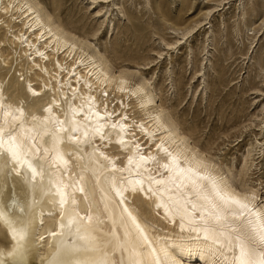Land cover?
<instances>
[{
  "label": "bare ground",
  "instance_id": "obj_1",
  "mask_svg": "<svg viewBox=\"0 0 264 264\" xmlns=\"http://www.w3.org/2000/svg\"><path fill=\"white\" fill-rule=\"evenodd\" d=\"M0 12V104L10 108L16 117L14 128L5 118V135L16 131L18 139L33 145L21 150L25 163L9 164L10 168H17L20 176H9L7 186L0 179V210L8 212L7 221L0 220V241H4L0 243V262L14 264L15 254L21 252L24 264H67L69 260L82 264H131L133 259L140 264H189L195 260L200 264H236L234 243H227L230 222L219 225L224 235L219 237L221 243L215 255L201 246L185 247L177 255L176 241L196 236L193 228L211 225V221L199 218L192 204L209 207V203L155 145L166 147L184 167L185 153L209 161L218 180L251 194L250 206L264 214V183L247 185L263 160V145L257 143V151H248L238 164L240 168L237 164H224L210 150L199 149L165 117L160 106L155 105L149 82L142 79L129 85L127 73L113 75L99 51H90L89 44L83 47L84 42L57 24L36 0H0ZM3 29L9 35H2ZM8 46L15 53L19 50V66L27 75L23 84L10 85L12 63L3 52ZM42 88L49 89L50 94L36 98ZM108 90L113 95L110 103ZM26 100L31 102L27 104ZM115 100L121 101L120 106L111 107ZM129 112H134L133 116L138 113L139 119L131 118ZM112 124H117V129ZM120 124L127 126L124 133H119ZM73 128L77 130L72 131ZM257 132L261 136L262 128ZM69 135L75 139L68 140ZM118 135L124 136V145L115 142ZM57 152L62 153L63 160L56 158ZM137 153L155 159L140 162ZM126 156L133 157L132 163L124 159L121 165ZM165 162L170 164L169 169L161 166ZM28 163L42 176L33 181ZM137 163L142 166L136 168ZM113 164L117 169L122 166L124 171L113 169ZM57 185L64 193L63 204ZM132 186H142L144 191L133 194L129 190ZM6 197H10L8 209L3 207ZM141 204L149 210V219L137 209ZM20 206L24 212L19 211ZM128 212L144 226L143 234L137 232ZM21 228L23 239L19 236ZM134 246L137 251L130 258L129 251ZM68 248L76 250L74 255H66ZM262 251L264 245H258L257 260L264 258Z\"/></svg>",
  "mask_w": 264,
  "mask_h": 264
},
{
  "label": "rangeland",
  "instance_id": "obj_2",
  "mask_svg": "<svg viewBox=\"0 0 264 264\" xmlns=\"http://www.w3.org/2000/svg\"><path fill=\"white\" fill-rule=\"evenodd\" d=\"M36 1L83 47L99 51L113 75L127 73L129 85L149 82L155 105L199 149L240 168L257 143L264 147V0ZM3 52L12 63L10 85L23 84L19 50L8 46ZM255 172L250 187L264 183V155ZM141 205L137 209L149 219Z\"/></svg>",
  "mask_w": 264,
  "mask_h": 264
},
{
  "label": "snow or ice",
  "instance_id": "obj_3",
  "mask_svg": "<svg viewBox=\"0 0 264 264\" xmlns=\"http://www.w3.org/2000/svg\"><path fill=\"white\" fill-rule=\"evenodd\" d=\"M16 111H20V109H16ZM5 118H8L7 122L10 127L14 128L15 126L12 122L16 119L15 115H13L10 108H6L5 105L0 104V157L3 158L2 163H0V179H2L4 185L7 186L9 176L13 173H15L16 176H20V172L17 171V168H10L9 164L11 163L19 166L20 164L25 163V161L22 160L21 150L33 147V145L26 143L25 140L18 139L19 133L16 131L10 130L7 132V135H5V128L3 126L6 122ZM122 119L127 120L128 118L123 117ZM101 127H103V125H101ZM111 127L113 129H117L118 126L117 124H112ZM126 127L127 126L125 124H120L119 133H124L126 131ZM76 130V128L72 129V131ZM64 131H67V129H64ZM132 135L135 136V133L133 132ZM85 136H87V133H85ZM73 139L75 138L71 135L68 136V140ZM115 142L120 145H124V136L118 135ZM5 143L8 145L7 148L4 147ZM55 143L56 141L54 140L53 144ZM134 147L139 148V145H134ZM155 147L160 149V152L164 154L168 161H171L172 167H175L179 173L184 174L187 179L192 181V185L195 189L201 190V198L209 203V207H198L195 203L192 204V209L199 212V218L201 220L211 221V225L204 228H193L191 231L195 232L196 236L182 238L176 241L177 255H181V250L185 247L194 246L208 248L211 250V254L215 255L219 251L217 245H220L221 243L219 237L224 235V233L220 230L219 225L222 222H230L229 238L227 243L229 245L234 243L236 249L234 260L236 264H264V258L257 260V246L264 245V214L259 213L257 209L250 206L251 194L239 190L238 187L224 185L222 180L217 179V176L212 170V164L207 160L185 153L184 159L187 161V167H184L178 158L173 156V153L166 147H163L160 144L155 145ZM37 151H39V149H37ZM45 151H47V149H45ZM113 151L119 150L114 149ZM150 151L151 149H149V152ZM137 156L138 160L144 163H147L150 159H155V157H151L143 153H137ZM56 158L63 160L62 153L57 152ZM105 159H108V157H105ZM124 159H127L128 163L131 164L133 157H123L121 159V165H123ZM64 162L67 163V161ZM141 166V163H137L136 168H140ZM161 166L165 169L170 168V164L168 162L163 163ZM111 167L113 169H117L115 164L111 165ZM28 169L32 174L31 179L33 181L38 175L42 176V172L38 171L31 163H28ZM117 170L123 172L124 168L121 166ZM128 183L131 185L132 181L129 180ZM137 183L142 184V181L137 180ZM157 183H159V181H157ZM129 190L133 194L144 191L142 186L139 188L132 186ZM80 191L83 192V189H80ZM148 191H152V189L149 188ZM157 191H160V189H157ZM57 192L61 195V204L65 203L64 193L59 185H57ZM9 198L10 197L5 198L3 205L4 209L9 208L7 203ZM19 211L24 212V207L20 206ZM124 211L128 210L125 209ZM205 213H207V215H205ZM128 215L132 219L137 232L143 234L144 226L141 225L131 212H128ZM7 216L8 212L0 210V220L7 221ZM19 219L20 223L23 224L24 222L22 218ZM193 219H195V217H193ZM71 224L72 221L69 220L68 225L71 226ZM145 225L150 226L147 221H145ZM61 227H64V225H61ZM201 233H203L202 237ZM51 234L55 236L56 232H52ZM19 236L23 239V228L20 229ZM2 242L4 241H0V243ZM140 247H142V245ZM75 251V249L68 248L66 249V255L72 256ZM136 251L137 248L135 246L130 249V258L135 256ZM220 254L222 255L223 253ZM9 255L13 254L10 253ZM260 255L261 257H264V251H262ZM15 257L16 259L14 264H24L23 253L18 252L15 254ZM0 264H8V262H0ZM67 264H82V262L79 260H69ZM131 264H140V261L133 259Z\"/></svg>",
  "mask_w": 264,
  "mask_h": 264
}]
</instances>
